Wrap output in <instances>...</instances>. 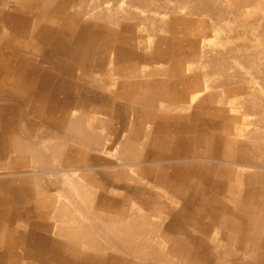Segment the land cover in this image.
<instances>
[{
  "label": "rangeland",
  "instance_id": "1",
  "mask_svg": "<svg viewBox=\"0 0 264 264\" xmlns=\"http://www.w3.org/2000/svg\"><path fill=\"white\" fill-rule=\"evenodd\" d=\"M263 129L264 0H0V264H264Z\"/></svg>",
  "mask_w": 264,
  "mask_h": 264
},
{
  "label": "bare ground",
  "instance_id": "2",
  "mask_svg": "<svg viewBox=\"0 0 264 264\" xmlns=\"http://www.w3.org/2000/svg\"><path fill=\"white\" fill-rule=\"evenodd\" d=\"M142 1H144V0H142ZM157 1H159V0H157ZM167 1H168V0H167ZM212 1H213V0H212ZM21 2H22V1H21ZM43 2H44V0H43ZM145 2H146V1H145ZM153 2H154V1H153ZM179 2H180V1H179ZM86 3H87V2H86ZM135 3H136V2H135ZM135 3H133V4H135ZM141 3H144V2H141ZM26 4H27V3H26ZM81 4H82V3H81ZM83 4H84V3H83ZM136 4H137V3H136ZM154 4H155V3H154ZM3 5H4V4H3ZM124 5H125V4H124ZM142 5H143V4H142ZM15 6H16V5H15ZM41 6H42V5H41ZM18 7H19V6H18ZM126 7H127V6H126ZM142 7H143V6H142ZM173 7H175V6H173ZM23 8H24V6H23ZM42 8H43V7H42ZM132 8H133V7H132ZM148 8H149V7H148ZM7 9H8V8H7ZM183 9H184V8H183ZM13 10H14V9H13ZM122 10H123V9H122ZM127 10H128V9H127ZM135 10H136V9H135ZM142 10H143V9H142ZM146 10H147V9H146ZM146 10H145V11H146ZM166 10H167V9H166ZM178 10H179V9H178ZM178 10H177V11H178ZM170 11H171V10H170ZM18 12H19V11H18ZM22 12H23V11H22ZM39 12H40V11H39ZM90 12H91V11H90ZM128 12H129V11H128ZM178 12H179V11H178ZM181 12H182V11H181ZM181 12H180V13H181ZM123 13H125V12H123ZM123 13H122V14H123ZM135 13H136V12H135ZM24 14H25V13H24ZM88 14H89V13H88ZM88 14H87V15H88ZM114 14H115V13H114ZM141 14H142V13H141ZM7 15H8V14L6 13V17H7ZM14 15H15V17H16V14H14ZM18 15H19V14H18ZM28 15H30V14H28ZM31 15H32V14H31ZM130 15H131V14H130ZM139 15H140V14H139ZM8 17H9V15H8ZM8 17H7V18H8ZM15 17H14V18H15ZM37 17H38V16H37ZM51 17H52V16H51ZM85 17H86V16H85ZM122 17H123V16H122ZM17 18H18V17H17ZM22 18H23V17H22ZM26 18H27V17H26ZM120 18H121V17H120ZM126 18H127V17H126ZM129 18H130V17H129ZM136 18H137V17H136ZM49 19H50V18H49ZM12 20H13V19H12ZM28 20H30V17H29ZM25 21H26V20H25ZM68 21H69V20H67L66 23H67ZM143 21H144V19H143ZM11 22H12V21H11ZM23 22H24V21H23ZM42 22H43V21H42ZM52 22H54V21H52ZM122 22H123V21H122ZM128 22H129V21H128ZM14 23H16V22H14ZM30 23H31V21H30ZM49 24H50V23H49ZM78 24H79V23H78ZM85 24H86V23H85ZM89 24H90V23H89ZM118 24H119V23H118ZM143 24H144V23H143ZM17 25H18V24H17ZM19 25H21V23H20ZM67 25H68V24H67ZM80 25H81V24H80ZM119 25H120V24H119ZM146 25H147V24H146ZM155 25H156V24H155ZM81 26H82V25H81ZM96 26H97V25H96ZM99 26H100V25H99ZM109 26H110V25H109ZM114 26H115V25H114ZM135 26H136V25H135ZM140 26H141V25H140ZM13 27H14V26H13ZM13 27H12V29H13ZM117 27H118V26H117ZM147 27H148V26H147ZM56 28H57V27H56ZM77 28H78V27H77ZM125 28H127V27H125ZM31 29H32V28H31ZM78 29H79V28H78ZM78 29H76V30H78ZM98 29H99V28H98ZM101 29H102V28H101ZM104 29H105V28H104ZM119 29H121V28H119ZM140 29H141V28H140ZM29 30H30V29H29ZM102 30H103V29H102ZM134 30H135V29H134ZM154 30H155V29H154ZM24 31H26V30H24ZM83 31H84V29H83ZM95 31H96V30H95ZM160 31H161V30H160ZM155 32H157V31H155ZM25 34H26V33H25ZM74 34H75V32L73 33V35H74ZM151 34H152V33H151ZM245 34H246V33H245ZM76 35H77V34H76ZM79 35H81V34H79ZM144 36H145V35H144ZM144 36H143V37H144ZM74 37H75V36H74ZM74 37H72V38H74ZM137 37H138V36H137ZM260 37H261V36H260ZM69 39H70V38H69ZM143 39H144V38H143ZM36 40H37V39H36ZM28 41H30V40H28ZM70 42H71V41H70ZM72 42H73V40H72ZM141 43H142V42H141ZM141 43H140L139 45H141ZM146 43H147V42H146ZM32 44H33V43H32ZM82 44H84V42H83ZM30 45H31V44H30ZM30 45H29V46H30ZM146 45H147V44H146ZM25 46H26V45H25ZM36 46H37V45H36ZM36 46H35V47H36ZM69 46H70V45H69ZM71 46H72V45H71ZM71 46H70V48H71ZM37 47H39V46H37ZM141 47H142V46H141ZM143 47H144V46H143ZM25 48H27V47H25ZM68 48H69V47H68ZM26 50H27V49H26ZM66 50H67V49H66ZM135 50H137V49H135ZM36 51L38 52V50H36ZM146 51H147V49H146ZM63 52H64V51H63ZM68 52H69V51H68ZM148 52H149V51H148ZM30 53H31V52H30ZM41 53H42V52H41ZM41 53H40V54H41ZM45 53H46V52H45ZM95 53H96V52H95ZM35 54H36V53H35ZM63 54H64V53H63ZM144 54H145V53H144ZM146 54H147V53H146ZM154 54H155V53H154ZM21 55H22V54H21ZM32 55H33V54H32ZM42 55H43V54H42ZM65 56H66V55H65ZM151 56H152V55H151ZM18 57H19V56H18ZM44 57H45V56H44ZM132 57H133V56H132ZM10 59H11V58H10ZM97 59H98V58H97ZM110 59H111V58H110ZM49 60H51V59H49ZM52 60H53V59H52ZM77 61H78V60H77ZM87 61H90V60H87ZM100 61H101V60H100ZM103 61H104V60H103ZM107 61H108V60H107ZM8 62H9V61H8ZM72 62L75 63L74 61H72ZM95 62H97V61H95ZM95 62H94V63H95ZM53 63H54V62H53ZM56 63H57V62H56ZM56 63H55V64H56ZM92 63H93V62H92ZM89 64H90V62H89ZM106 64H107V63H106ZM162 65H163V64H162ZM162 65H159V66L162 67ZM59 66H60V65H58V68H59ZM62 66H64V65H62ZM77 66H78V65H77ZM65 68H66V66H65ZM69 68H70V67H69ZM86 68H87V67H86ZM66 69H67V68H66ZM87 69H88V68H87ZM100 69H101V68H100ZM136 69H137V68H136ZM31 70H32V69H31ZM54 70H55V68H54ZM68 70H70V69H68ZM72 70H73V69H72ZM72 70H70V72H71ZM76 70H77V69H76ZM133 70H134V69H133ZM83 71H84V70H83ZM83 71H82V72H83ZM90 71H91V70H90ZM70 72H69V73H70ZM141 72H142V71H141ZM74 73H75V72H74ZM84 73H85V72H84ZM104 73H105V72H104ZM85 74H87V72H86ZM89 74H90V73H89ZM92 74H93V73H92ZM92 74L90 75L91 77H93ZM117 75H118V73H117ZM122 75H123V74H122ZM124 75H125V74H124ZM140 75H141V74H140ZM90 76H89V77H90ZM153 78H154V76H153ZM1 85H2V84H1ZM6 85H7V84H6ZM6 85H5V87H6ZM7 86H9V85H7ZM1 87H2V86H1ZM2 88H3V87H2ZM17 89H21V88L17 87ZM15 91H16V90H15ZM17 91H18V90H17ZM28 94H29V92H28ZM101 97H102V96H101ZM104 107H105V106H104ZM75 113H76V112H75ZM75 113H74V114H75ZM40 114H41V113H40ZM74 114H72V115H74ZM72 115H71V116H72ZM78 115H79V114H78ZM71 116H70V117H71ZM236 117H237V116H236ZM238 117H239V116H238ZM39 118H40V117H39ZM67 118H68V117H67ZM40 121H41V120H40ZM86 125H87V124H86ZM88 125H89V124H88ZM240 126H241V125H240ZM34 127H35V126H34ZM50 127H51V126H50ZM89 128H90V127H89ZM239 128H240V127H239ZM253 128H254V126H253ZM45 129H46V128H45ZM263 130H264V129H263ZM59 132H60V131H59ZM260 132H261V131H260ZM0 135H1V134H0ZM30 135H31V134H30ZM235 136H236V135H235ZM263 136H264V135H263ZM238 137H239V136H238ZM240 138H241V137H240ZM257 138H258V137H257ZM47 139H48V138H46V140H47ZM243 139H246V138H243ZM261 139H262V138H261ZM261 139H260V140H261ZM70 142H71V141H70ZM243 142H244V140H243ZM261 142H262V141H261ZM249 144H250V143H249ZM253 145H254V144H253ZM256 145H258V144H256ZM256 145H255V146H256ZM34 146H35V145H34ZM262 146L264 147V145H262ZM10 147H11V146H10ZM243 147H244V146H243ZM251 147H253V146H251ZM1 148H2V147H1ZM246 148H247V147H246ZM11 149H12V148H11ZM65 149H66V148H65ZM256 149H257V146H256ZM258 149H259V148H258ZM260 149H261V147H260ZM2 150H3V149H2ZM67 150H68V148H67ZM261 150H262V149H261ZM261 150H260V151H261ZM262 151H263V150H262ZM262 151H261V152H262ZM28 152H29V151H28ZM28 152H26V153H28ZM68 152H69V150H68ZM21 153H22V152H21ZM8 155H9V154H8ZM254 156H255V155H254ZM2 158H3V156H2ZM2 158H0V159H2ZM2 161H3V160H2ZM93 161H94V160H93ZM95 162H96V161H95ZM7 163H8V162H7ZM46 163H47V162H46ZM45 165H46V164H45ZM28 167H29V166H28ZM24 168H25V167H24ZM30 168H31V167H30ZM7 169H8V168H7ZM50 169H51V168H50ZM79 169H80V168H79ZM61 170H63V169H61ZM64 170H65V169H64ZM67 170H68V169H67ZM3 171H4V170H3ZM51 171H52V170H51ZM76 171H77V170H76ZM1 172H2V171H1ZM46 173H48V172H46ZM23 174H24V173H23ZM56 174H57V173H56ZM255 174H256V173H255ZM0 175H3V174H0ZM6 175H8V174H6ZM28 179H29V178H28ZM34 183H35V182H34ZM70 184H71V183H70ZM54 187H55V186H54ZM57 187H58V186H57ZM67 187H68V186H67ZM8 188H9V186H8ZM29 188H30V187H29ZM75 188H76V187H75ZM84 188H85V187H84ZM0 189H1V188H0ZM70 189H71V188L69 187V190H70ZM67 191H68V190H67ZM1 192H2V191H1ZM7 192H8V191H7ZM34 192H36V191H34ZM231 192H232V191H231ZM25 194H26V193H25ZM34 194H35V193H34ZM1 195H2V194H1ZM6 195H7V194H6ZM35 195H36V194H35ZM36 196H37V195H36ZM36 196H35V197H36ZM86 196H88V195H86ZM86 196H85V197H86ZM240 196H241V195H240ZM37 197H38V196H37ZM38 199H39V197H38ZM0 200H1V199H0ZM3 201H4V200H3ZM3 201H1V202H3ZM51 201H52V200H51ZM31 202H32V201H31ZM113 202H114V201H113ZM238 203H239V202H238ZM16 204H17V203L15 202V205H16ZM32 204H33V203H32ZM95 204H97V203H95ZM12 206H13V205H12ZM40 206H41V205H40ZM113 206H114V205H113ZM3 207H4V206H3ZM3 207H2L1 209H3ZM30 207H31V206H30ZM100 207H105V206L103 205V206H100ZM114 207H115V206H114ZM95 208H98V207L95 206ZM105 208H106V207H105ZM1 209H0V211H1ZM41 209H42V208H41ZM44 209H45V208H44ZM48 209H49V208H48ZM102 209H103V208H102ZM109 209H110V208H109ZM138 209H139V208H138ZM96 210H97V209H96ZM104 210H105V209H104ZM106 210H107V209H106ZM106 210H105V211H106ZM110 210H111V209H110ZM129 210H130V209H129ZM30 211H31V210H30ZM98 211H99V210H98ZM105 211H104V212H105ZM111 211H112V210H111ZM118 211H119V210H118ZM75 212H76V211H74V213H75ZM65 213H67V210H66ZM72 213H73V212H72ZM94 213H95V212H94ZM113 213H116V212H113ZM76 214H77V213H76ZM101 214H102V213H101ZM116 214H117V213H116ZM26 215H27V214H26ZM51 215H52V214H51ZM80 215H81V214H80ZM109 215L111 216V214H109ZM118 215H119V214H118ZM127 215H128V213H127ZM47 216H48V215H47ZM139 216H140V215H139ZM0 217H1V216H0ZM21 217H22V216H21ZM28 217H29V216H28ZM39 217H40V216H39ZM44 217H45V216H44ZM72 217H73V216H72ZM75 217H76V216H75ZM103 217H104V216H103ZM111 217H112V216H111ZM114 217H115V216H114ZM22 218H23V217H22ZM26 218H27V217H26ZM37 218H38V217H37ZM41 218H42V217H41ZM46 218H47V217H46ZM70 218H71V217H70ZM70 218H69V219H70ZM112 218H113V217H112ZM116 218H118V217H116ZM20 219H21V218H20ZM27 219H28V218H27ZM29 219H30V218H29ZM49 219H50V218H49ZM49 219H48V220H49ZM69 219H68V220H69ZM71 219H72V218H71ZM105 219H106V218H105ZM145 219H146V218H145ZM46 220H47V219H46ZM46 220H45V221H46ZM82 220H83V219H82ZM124 220H125V219H123V221H124ZM126 220H127V219H126ZM143 220H144V219H143ZM10 221H12V220L10 219ZM28 221H29V220H28ZM69 222H70V220H69ZM74 222H75V221H74ZM83 222H85V221H83ZM45 223H46V222H45ZM52 223H53V222H52ZM67 223H68V221H67ZM133 223H134V221H133ZM26 224H27V223H26ZM77 224H78V223H77ZM77 224H76V225H77ZM117 224H118V223H117ZM46 225H47V223H46ZM49 225H50V224H49ZM139 225H141V224H139ZM143 225H144V224H143ZM74 226H75V223H74ZM78 226H80V225L78 224ZM119 226H120V225H119ZM125 226H126V225H125ZM132 226H133V225H132ZM141 226H142V225H141ZM10 227H11V226H10ZM75 227H76V226H75ZM84 227H85V226H84ZM86 227H87V226H86ZM136 227H137V226H136ZM34 228H35V227H34ZM47 228H48V227H47ZM81 228H82V226H81ZM114 228H115L114 230H117L116 227H114ZM124 228H125V227H124ZM134 228H135V227H134ZM12 229H13V228H12ZM15 229H16V228H15ZM49 229H50V228H49ZM69 229H70V228H69ZM136 229H138V228H136ZM16 230H17V229H16ZM47 230H48V229H47ZM44 231H45V230H44ZM49 231H51V230H49ZM75 231H76V230H75ZM126 231H127V230H126ZM126 231H125V229H124V233H125ZM77 232H78V230H77ZM80 232H81V231H80ZM113 232H115V231H113ZM119 232H120V231H119ZM26 233H27V232H26ZM262 233H263V232H262ZM53 234H55V233H53ZM62 234H63V233H62ZM79 234H80V233H79ZM114 234H115V233H114ZM120 234H121V233H120ZM22 235H23V234H22ZM116 235H117V234H116ZM215 235H216V234H215ZM23 236H24V235H23ZM23 236H22V237H23ZM57 236H58V235H57ZM118 236H120V235L118 234ZM118 236H116V237H118ZM138 236H140V234H139ZM138 236H137V237H138ZM216 236H217V235H216ZM79 237H80V236H79ZM82 237H83V236H82ZM96 237H97V236H96ZM214 237H215V236H214ZM1 238H2V237H1ZM1 238H0V239H1ZM12 238H13V237H12ZM23 238H24V237H23ZM123 238H125V237H123ZM215 238H216V237H215ZM2 239H3V238H2ZM20 239H21V238H20ZM24 239H25V238H24ZM116 239H117V238H116ZM217 239H218V238H217ZM109 240H110V239H109ZM111 240H112V239H111ZM111 240H110V241H111ZM135 240H136V239H135ZM15 241H16V240H15ZM103 241H104V240H103ZM112 241H113V240H112ZM117 241H118V240H117ZM122 241H123V240H122ZM12 242H13V240H12ZM124 242H125V241H124ZM212 242H213V241H212ZM13 243H14V242H13ZM15 243H16V242H15ZM24 243H25V242H24ZM68 243H69V242H68ZM130 243H131V242H130ZM6 244H8V242H6ZM38 244H39V243H38ZM107 244H109V243H107ZM113 244H114V243H113ZM131 244H132V243H131ZM143 244H144V243H143ZM2 245H3V243H2ZM8 245H10V244H8ZM25 245H27V244H25ZM3 246H4V245H3ZM3 246H2V247H3ZM65 246H66V245H65ZM82 246H83V245H82ZM98 246H99V245H98ZM100 246H101V245H100ZM103 246H106L105 243L103 244ZM120 246H121V245H120ZM131 246H132V245H131ZM137 246H138V245H137ZM142 246H143V245H142ZM8 247H9V246H8ZM10 247H11V246H10ZM10 247H9V248H10ZM18 247H19V246H18ZM108 247H109V246H108ZM110 247H111V246H110ZM121 247H122V246H121ZM121 247H120V248H121ZM138 247H139V246H138ZM146 247H147V246H146ZM41 248H42V247H41ZM96 248H97V247H96ZM11 249H12V248H11ZM100 249H101V248H99V250H100ZM123 249H124V248H123ZM216 249H217V248H216ZM2 250H3V249H2ZM15 250H16V249H15ZM103 250H104V249H102V251H103ZM107 250H109V249H107ZM110 250H111V249H110ZM19 251L21 252V250H19ZM27 251H28V250H27ZM40 251H41V250H40ZM63 251H64V250H63ZM67 251H70V250L68 249ZM72 251H73V250H72ZM102 251H101V252H102ZM115 251H117V250H115ZM137 251H138V250H137ZM30 252H31V251H30ZM30 252H28V253H30ZM97 252H99V251H97ZM127 252H128V251H127ZM135 252H136V251H135ZM219 252H220V250H219ZM222 252H223V250H222ZM6 253H7V252H6ZM36 253H37V252H36ZM64 253H65V252H64ZM66 253H67V252H66ZM72 253H73V252H72ZM91 253H92V252H91ZM91 253H90V254H91ZM225 253H226V252H225ZM18 254H19V253H18ZM93 254H94V253H93ZM19 255H20V254H19ZM37 255H38V254H37ZM41 255L43 256V254H41ZM66 255H67V254H66ZM88 255H89V253H88ZM263 255H264V254H263ZM2 256H3V254H2ZM16 256H17V255H16ZM50 256H51V255H50ZM52 256H53V255H52ZM67 256H68V255H67ZM6 257H7V255H6ZM29 257H30V256H29ZM35 257H36V256H35ZM60 257H61V256H60ZM76 257H77V256H76ZM244 258H245V257H244ZM13 259H14V255H13ZM63 259H64V258H63ZM63 259H62V260H63ZM75 259H76V258H75ZM94 259H95V257H94ZM46 260H47V259H46ZM84 260H85V259H84ZM21 261H22V260H21ZM90 261H94V260L91 259V258L87 259V260H86L87 264H88ZM225 261H226V260H225ZM22 262H23V261H22ZM46 262H47V261H46ZM0 263H1V262H0ZM25 264H26V263H25ZM29 264H31V263H29ZM32 264H33V263H32ZM63 264H65V263L63 262ZM69 264H70V263H69ZM71 264H72V263H71ZM90 264H92V262H91ZM93 264H95V263H93Z\"/></svg>",
  "mask_w": 264,
  "mask_h": 264
}]
</instances>
